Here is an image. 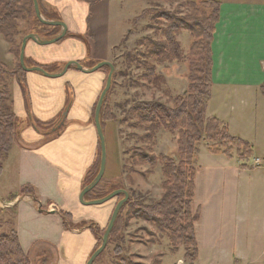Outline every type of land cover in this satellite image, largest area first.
<instances>
[{
  "label": "crops",
  "instance_id": "0c3cea01",
  "mask_svg": "<svg viewBox=\"0 0 264 264\" xmlns=\"http://www.w3.org/2000/svg\"><path fill=\"white\" fill-rule=\"evenodd\" d=\"M37 1L42 14L58 17L70 36L51 45L28 40L26 67L76 62L87 71L95 61L113 62L123 25L132 19L131 7L141 0ZM215 1L219 20L211 44L206 116L248 143L252 159L245 163L236 150L228 157L210 153L207 144L202 151L199 147L191 204L198 215L195 264H264V0ZM88 36L89 44L84 41ZM106 72L85 73L73 65L59 78L26 72L28 104L14 85L13 112L20 120L49 123L62 113L65 118L61 133L52 137L24 125L3 161L0 218L12 224L30 263L54 250L52 264H86L96 237L88 228L66 229L61 214H68L74 225L93 223L103 230L116 205L113 200L98 206L79 202L84 179L100 153L93 112ZM114 168L106 161L104 176L113 179ZM24 187L34 190L36 201L21 193Z\"/></svg>",
  "mask_w": 264,
  "mask_h": 264
},
{
  "label": "rangeland",
  "instance_id": "374dc122",
  "mask_svg": "<svg viewBox=\"0 0 264 264\" xmlns=\"http://www.w3.org/2000/svg\"><path fill=\"white\" fill-rule=\"evenodd\" d=\"M200 1L202 0H141L134 3L130 14L132 19L123 25L114 60L112 63L109 62L114 65V75L107 104L113 119L103 125V135L107 166L110 163L115 167L116 176L113 179L103 176L99 188L106 191L111 186L121 188L129 195V202L122 206V218L114 235L124 240L121 256L125 258V264H184L182 261L184 251L181 249L175 254L166 233L144 220L143 214L134 215L135 212L153 206L161 200L165 180L163 158H175L178 131L165 130L162 126L148 131L151 127L142 123L138 117L139 113L132 108L144 103H157L172 109L176 107L177 98L187 96L190 85L188 62L174 59L161 61V58L154 57L153 52L165 42L163 32L169 24L158 18L160 14L167 13L180 21L192 16L205 18L209 11L199 5ZM191 2L195 3L196 7H189ZM20 7L22 11L16 20V29L11 33V43L5 39L3 33H0V60L6 67L5 74L0 77V90L8 92L12 111L14 85H18L22 94L24 90L26 91L24 87L26 72L23 70L24 72L21 73L19 68L21 44L25 37L39 28L35 24V16L32 15L34 7L30 6V0H22ZM40 15L45 21L56 19L54 14L46 15L40 11ZM60 34L61 30L58 35ZM177 35L183 57L187 60L190 45L195 39L185 30L178 31ZM66 38L67 36L64 39ZM84 41L89 44L90 37L88 36ZM99 63L101 62L95 61L91 67ZM32 65L38 66L36 63ZM65 65V63H54L50 66L38 67H47L53 74H58ZM101 70L107 71L106 68ZM106 79L107 72L103 89ZM24 125L29 126V123L26 122ZM204 145L205 142H201L197 148L200 147L202 151ZM227 148V145H223L221 151ZM230 149L234 151L235 147ZM251 159L252 157H249L243 161L247 163ZM112 200L117 204L122 199L116 197ZM1 213L0 208V215ZM0 221L2 223L0 234H9L13 231L10 222L7 226L3 219L0 218ZM114 237L110 241L108 238L104 251L96 258L94 264H117L114 249L118 242ZM96 241L98 245L99 238H96ZM95 249L92 254L97 250ZM43 253L49 255L48 264H52L56 254L54 250L42 252L39 257ZM39 257L30 264H38Z\"/></svg>",
  "mask_w": 264,
  "mask_h": 264
},
{
  "label": "trees",
  "instance_id": "16d2710c",
  "mask_svg": "<svg viewBox=\"0 0 264 264\" xmlns=\"http://www.w3.org/2000/svg\"><path fill=\"white\" fill-rule=\"evenodd\" d=\"M22 0H0V33L4 34L5 39L11 43V33L16 29V20L22 11L20 7ZM199 5L208 10L209 13L205 18H186L176 20L167 13H161L158 18L163 19L166 23L164 34V43L159 45V49L153 52L156 59L161 58V61H171L172 59L187 61L189 66L190 85L185 98H177L175 100V108L168 109L157 103H144L132 108L139 113L138 117L142 123L149 125L148 131L162 126L165 130H177L178 139L176 142L177 150L175 158H163L165 166L163 174L165 180L163 182L164 194L161 200L153 206L145 207L143 210L135 212L143 214L144 220L154 224L161 232L166 233L173 252L180 248L184 250V264H195L197 259V245L194 236V223L198 218L197 214L191 211V204L194 198V179L196 174L195 158L197 154V145L205 142L208 151L212 154L223 153L230 156L231 147H235L238 159L243 161L251 156V146L239 139L232 138L229 135L227 126L221 123L216 118H208L206 109L212 93V52L211 44L215 33V26L219 20L220 4L215 0H202ZM30 6L33 8V1L30 0ZM189 7H196L195 3H190ZM35 16V24L38 29L32 32L37 38L44 40L54 39L60 33L61 28L57 26H49L41 23ZM48 20L52 22H60L59 18ZM188 31L195 39L189 48L187 60L183 57L180 43L177 40L178 31ZM67 37L70 35H66ZM40 40V39H39ZM169 59V60H167ZM160 61V62H161ZM25 62V60H24ZM159 62V63H160ZM26 66V63H25ZM35 67V65L29 66ZM21 73L24 72L19 65ZM108 70V67H104ZM44 71L51 74L47 67H42ZM109 71V70H108ZM6 72L5 65L0 60V77ZM114 75V74H113ZM113 81V77H112ZM23 83V81H22ZM25 85V83H24ZM113 84H111L112 87ZM22 86V84H21ZM26 87V86H24ZM112 88L106 94L101 112L100 124L103 125L112 121L110 116L111 110L108 107L107 99ZM261 92L264 95V85L261 87ZM24 99L27 103V91L23 92ZM10 96L6 90H0V175L2 174L3 161L10 152L12 146L19 138L20 131L24 123H29V126L34 127L39 131H45L47 137L59 135L65 127V118L63 113L54 121L49 123H41L33 118H28L26 121L20 120L11 110L9 106ZM69 101L66 104V109ZM109 113V114H108ZM43 129V130H42ZM227 145V150L221 151L222 146ZM100 153L92 168L88 171L83 189L89 186L95 179L99 171ZM101 182V181H100ZM99 184L88 192L84 200L93 201L102 199L112 192L121 188H113L111 186L107 191L99 188ZM113 188V189H112ZM22 194L34 196V190L29 187L21 189ZM123 199V195H119ZM35 198V196H34ZM36 201V198H35ZM129 202V201H128ZM127 202V203H128ZM122 209L119 211L114 227L109 235V241L117 233V225L122 218ZM65 222L66 229L81 230L88 228L99 242L96 249L101 245L102 235L105 229L100 230L93 223L81 222L77 225L72 224L68 214H61ZM0 221V227H1ZM118 242L114 249V256L117 264H125L123 253L122 238L114 237ZM100 244V245H99ZM95 249V250H96ZM49 255L43 253L39 257L38 264H48ZM95 261L93 262V264ZM0 264H30L29 259L23 253L17 234L11 231L9 234H0Z\"/></svg>",
  "mask_w": 264,
  "mask_h": 264
},
{
  "label": "water",
  "instance_id": "95a60500",
  "mask_svg": "<svg viewBox=\"0 0 264 264\" xmlns=\"http://www.w3.org/2000/svg\"><path fill=\"white\" fill-rule=\"evenodd\" d=\"M33 1V7H34V12L36 17L38 18V20L46 25L49 26H57L60 27L62 29V32L60 35H58L57 37H55L52 40H47V41H40L38 40V38L31 34L28 35L27 37H25L22 41L21 44V49H20V55H19V63L21 68L25 71V72H38L43 74L46 77H54V78H59L61 76H63L65 74V72L73 65L76 67V69L78 71H82L85 73H94L97 70H100L104 67H108L109 68V73L107 75V79L105 82V87L102 90L99 99L97 101V104L95 106V110H94V125L96 128V132H97V136L99 138V144H100V163H99V171L95 177V179L93 180V182L85 187L79 194V202L83 205V206H98V205H102L116 197H118L119 195H123V199L120 200L114 207L112 214L110 216L108 225L106 227V230L103 234L102 237V244L101 246L90 256V258L88 259V261L86 262V264H93V262L96 260V258L104 251L107 242H108V238L110 235V232L112 231L115 221L117 219V216L119 214V211L121 210L122 206L128 201L129 199V195L128 193L123 190V189H119L116 190L114 192H112L111 194H109L108 196L102 198V199H98V200H93V201H85L84 197L85 195L90 192L93 188H95L99 182L102 180L103 176H104V172H105V166H106V146H105V139H104V135H103V130L100 124V112H101V108H102V104H103V100L106 96V94L108 93V91L111 88V82H112V77H113V73H114V65L109 63V62H101L99 64H97L96 66H94L92 69L90 70H83L81 65L76 63V62H69L67 63L63 70L58 73V74H48L46 71H44L41 67L35 66L32 68H27L25 66V62H24V51H25V46L28 40H33L34 42L40 44V45H51V44H55L57 42H59L60 40H62L65 36H66V26L64 23L62 22H52V21H45L42 19L41 15H40V11H39V5H38V1L37 0H32Z\"/></svg>",
  "mask_w": 264,
  "mask_h": 264
},
{
  "label": "built area",
  "instance_id": "2783aa9c",
  "mask_svg": "<svg viewBox=\"0 0 264 264\" xmlns=\"http://www.w3.org/2000/svg\"><path fill=\"white\" fill-rule=\"evenodd\" d=\"M259 163H260V161L259 160H257L256 162H255V164L258 166L259 165Z\"/></svg>",
  "mask_w": 264,
  "mask_h": 264
},
{
  "label": "flooded vegetation",
  "instance_id": "af4514ba",
  "mask_svg": "<svg viewBox=\"0 0 264 264\" xmlns=\"http://www.w3.org/2000/svg\"><path fill=\"white\" fill-rule=\"evenodd\" d=\"M109 73V72H108ZM109 92V91H108Z\"/></svg>",
  "mask_w": 264,
  "mask_h": 264
}]
</instances>
